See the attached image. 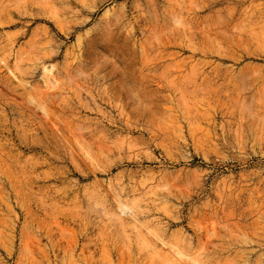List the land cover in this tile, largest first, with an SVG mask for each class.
<instances>
[{
  "label": "rangeland",
  "instance_id": "rangeland-1",
  "mask_svg": "<svg viewBox=\"0 0 264 264\" xmlns=\"http://www.w3.org/2000/svg\"><path fill=\"white\" fill-rule=\"evenodd\" d=\"M0 264H264V0H0Z\"/></svg>",
  "mask_w": 264,
  "mask_h": 264
}]
</instances>
